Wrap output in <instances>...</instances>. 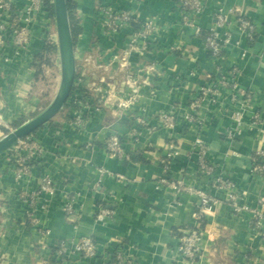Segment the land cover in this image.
Segmentation results:
<instances>
[{
    "label": "crops",
    "instance_id": "1",
    "mask_svg": "<svg viewBox=\"0 0 264 264\" xmlns=\"http://www.w3.org/2000/svg\"><path fill=\"white\" fill-rule=\"evenodd\" d=\"M12 1L13 9L27 2ZM175 2L119 1L140 21L151 18L157 26L149 49L130 52L127 63L120 67V59L111 56H120L128 47L131 29L104 34L97 0H75L80 25L74 41L77 70L86 76L104 74L114 82L129 71L140 80L138 98L123 115L113 106L101 105L85 115L83 129L67 123L73 106L64 105L59 119L53 118L29 134L43 151L28 160V170L21 177L11 167L13 156L23 154L24 149L12 144L15 147L0 152V264H113L117 251L135 264H169L177 257L179 229L195 224L196 196L159 184L161 175L183 177L222 200L204 216L202 257L181 263L264 264V176L251 170L253 154L264 147V0H205L195 16L201 28L214 26L212 14L221 6L235 8L256 27L254 39L248 41L231 22L232 39L221 58L210 55L202 38L185 26ZM43 18L31 23L33 38L25 49L14 46L9 38L0 45V136L35 110L38 97L33 63L46 41ZM87 57L96 64H111L106 70L93 67L90 71ZM233 67L237 84L250 92L235 128V89L231 86H221L214 101L197 108L189 104L200 85ZM163 111H173L178 122L172 129L175 153L169 156L167 169L163 162L170 131L160 123ZM253 112L258 113L257 120L251 118ZM187 113L202 123L186 122ZM17 120L23 121L14 125ZM133 127L136 139L131 134ZM112 131L122 138L128 158L106 150L104 139ZM199 138L218 170L238 184L240 201L259 210L261 216L247 209L233 210L224 200L225 193L197 174V154L191 147ZM100 168L106 171L101 173ZM43 173L57 184L45 211L38 212L48 234L39 232L25 216V193L38 188ZM67 198L73 199L70 214L61 209ZM100 207L110 212L108 216L97 218ZM82 236L94 239V257L69 251L55 260V241Z\"/></svg>",
    "mask_w": 264,
    "mask_h": 264
},
{
    "label": "built area",
    "instance_id": "2",
    "mask_svg": "<svg viewBox=\"0 0 264 264\" xmlns=\"http://www.w3.org/2000/svg\"><path fill=\"white\" fill-rule=\"evenodd\" d=\"M52 3V0H49ZM120 0H97V9L102 15V32L106 35L118 33L120 30L130 28V40L128 47L119 56L112 55L111 58L120 59L119 66H124L128 61L129 53L135 51L142 53L149 49L153 35L156 31V23L153 19L147 18L140 21L128 8L123 7ZM205 0H176L175 5L181 14V18L185 26H190L196 34L199 35L203 29L195 21V16L198 15L203 7ZM44 15L43 22L46 28V41H51L57 45V36L54 25L53 14L49 12L45 4V0H27L21 8L13 9L12 0H0V45H4L6 40H9L14 46L25 49L33 38V30L31 23L39 20ZM214 26L206 29L203 41V46L215 58H221L224 53V48L232 39L233 31L230 28V23L235 22L238 30L248 40L252 41L255 37L256 27L254 23L243 13L232 7H218L212 14ZM137 23V26L135 25ZM223 28L221 32L217 29ZM111 63L108 61L98 62V66L109 67ZM80 74L74 81V84H85L92 91V95L82 98L79 91H75L72 101L74 103L73 112L68 124L74 128L83 129L85 126V115L91 111L99 109L100 106H113L118 110L119 114H124L131 110L138 98V80L129 71L125 72L120 81L114 82L107 79L104 74L101 75H85L80 69ZM77 73V72H76ZM237 69L230 68L225 73L216 75V77L208 80L200 85L190 99V106L197 108L205 102L214 101L221 86H231L235 89L233 93V109L232 118L235 128L243 116L242 107L250 97V92L237 84L236 81ZM162 127L169 130L168 151L164 159V168L169 167V156L175 153L173 142L172 129L178 123L173 111H163L159 114ZM251 118L257 120L259 115L257 112L251 114ZM186 122L195 121L201 124V120H195L191 113L184 116ZM141 122V119H138ZM133 139H136L137 129H131ZM14 144L17 148H23L24 153L13 156L12 170L17 177H21L28 170V160L38 158L42 153L43 148L38 141H35L26 135L19 138ZM106 150L121 159L128 158V154L123 146L122 138L114 131L110 132L104 139ZM192 152L197 154L196 172L199 176L205 178L206 184L216 187L225 193L224 200L228 201L235 211L251 210L257 216H261V212L255 208H249L241 200V191L238 184L228 178L223 172L219 171L215 163L207 156V150L203 141L199 138L191 147ZM251 170L264 176V147L259 148L252 156ZM106 170L99 169V172L104 173ZM111 174L110 172H107ZM158 183L175 188L179 192H189L196 196L195 211L193 213L195 224L190 227L179 229L177 257H174L169 264H183L182 261L195 262L202 257L201 240L205 234L204 224L201 223V217L205 216L217 204L221 203V198L207 192L204 186H196L186 181L185 178H172L167 175H161L158 178ZM56 182L53 178L43 173L40 176L38 188L25 193L24 200L26 202L25 216L34 226H37L39 232L48 234L49 228L42 225L41 218L38 214L39 210L45 211L48 200L52 197L56 190ZM61 209L65 214H70L73 207V199L67 198L61 205ZM110 212L100 207L97 212V218H104ZM53 257L55 260L62 259L63 256L71 251L76 252L84 257H94L97 254V247L94 239L91 236H82L75 239H59L54 242ZM113 264H135L132 258L117 251L113 255Z\"/></svg>",
    "mask_w": 264,
    "mask_h": 264
},
{
    "label": "water",
    "instance_id": "3",
    "mask_svg": "<svg viewBox=\"0 0 264 264\" xmlns=\"http://www.w3.org/2000/svg\"><path fill=\"white\" fill-rule=\"evenodd\" d=\"M52 9L60 71L56 92L44 109L0 136V152L50 120L66 104L73 89L77 65L66 0H52Z\"/></svg>",
    "mask_w": 264,
    "mask_h": 264
},
{
    "label": "trees",
    "instance_id": "4",
    "mask_svg": "<svg viewBox=\"0 0 264 264\" xmlns=\"http://www.w3.org/2000/svg\"><path fill=\"white\" fill-rule=\"evenodd\" d=\"M45 4L49 12L53 14L52 3L49 0H45ZM66 4H67V9H68V14H69L70 25H71V32H72L73 40L75 41L78 33L80 32V25H78V17L75 11L76 3H75V0H66ZM135 25L137 26V23H135ZM206 33H207V30L202 29L199 33V36L203 39ZM55 50H56V43L51 42V41H45L42 50L37 54V56L35 57V61L33 63L34 68H35V79L36 80L37 78H42L44 67L48 64H52L51 57ZM79 74H80V71L79 72L77 71L75 75V80ZM75 91H79L82 98H86L92 95V91L88 87H86L83 82H81L78 86L76 84H73V89L71 91V94L65 106H74L72 98H73V94L75 93ZM20 122L21 120H17L14 122V125H17ZM204 222H205V218L204 216H202L201 217L202 225L204 224Z\"/></svg>",
    "mask_w": 264,
    "mask_h": 264
},
{
    "label": "rangeland",
    "instance_id": "5",
    "mask_svg": "<svg viewBox=\"0 0 264 264\" xmlns=\"http://www.w3.org/2000/svg\"><path fill=\"white\" fill-rule=\"evenodd\" d=\"M87 58H88L87 62H89V64L91 63L90 64L91 68H89L90 71L93 70V67L101 68L102 70H106L107 69V65L98 66V64H96L97 62H95L94 60H91V57H87ZM51 59H52V64H48V65H46L44 67L42 78H37V80L35 79V90H36L35 92L37 94L38 101H37V104H36L34 112H32L31 115L28 116V117H32L33 115L37 114L42 109H44L45 106L51 101V99L53 98V96H54V94L56 92L57 85H58V82H59V75H60V71H59V57H58L57 45H56V50L52 54ZM86 73H90V72H88V70H86ZM76 85L78 86V84H76ZM60 111L61 110H59V112ZM59 112H57L50 119V121L53 118L59 119L60 118L59 117L60 116ZM21 121H23V120H21ZM6 131H8L7 128L4 129V133ZM15 145H12V146L15 147Z\"/></svg>",
    "mask_w": 264,
    "mask_h": 264
}]
</instances>
